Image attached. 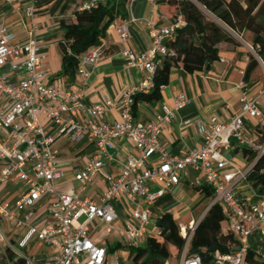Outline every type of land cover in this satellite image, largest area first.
<instances>
[{
  "label": "built area",
  "instance_id": "built-area-1",
  "mask_svg": "<svg viewBox=\"0 0 264 264\" xmlns=\"http://www.w3.org/2000/svg\"><path fill=\"white\" fill-rule=\"evenodd\" d=\"M0 1L10 4L13 0ZM22 1L25 2L24 16L30 24L28 38L16 41L14 33L4 25L0 27V163L3 165L0 183L19 179L27 189L17 199L14 208L10 209L8 203H0V218L14 219L16 212H21V219L16 218V224H27L35 203L42 196L50 195L48 213L51 221L42 228L28 224L19 245L24 246L30 237H36L52 246L54 251L45 258L46 264H105L106 249L91 239L89 224L94 221L102 223L106 233L116 234L129 247L143 245L149 236L150 205L165 190L177 184L181 175H185L186 169L191 167L199 171L205 183L211 186V204L222 206L224 214L229 216V229L239 241L230 252L216 253L212 264H242L244 253L250 247L248 238L257 234L264 240V190L258 193L253 189L258 200L249 205L235 192L237 184L248 182L247 174L256 159L264 154V137L261 138L258 132L247 135L244 129L245 119L259 117V128L264 131V113L258 97L242 90L241 106L236 113L223 120L209 116L206 123H198L202 137L200 147L189 148L181 155H171L160 145L158 136L168 128L174 113L189 103L188 97L183 92L176 93L170 103L161 104V113L146 120L136 119L131 114V106L133 95L150 89L157 67L164 58L173 55L164 41L180 25V16L163 26H156L147 20L152 44L145 51H134L127 46L128 25L137 18L130 14L121 23H115L118 42L127 64L143 71L144 78L139 85L124 91L117 101L103 96L98 103L85 104L81 89H71L61 82H45L40 46L35 36L36 0ZM133 1H127L128 13ZM101 2L103 0H78L77 10H91ZM103 51L100 43L76 56V76L80 86L102 59ZM254 55L264 68V57ZM219 59L226 62L223 57ZM114 108L120 111L119 119L105 121L104 117ZM80 115L86 118H80ZM61 136H66L72 143L87 139L94 144L89 162L74 175L81 189L104 166L105 155L113 146L112 139L128 137L136 153L125 157L118 175L98 201L80 198L56 190V180L62 172L58 168V151L54 143ZM231 141L255 153L246 168L237 167L224 154ZM154 155H157V161L149 163ZM116 199L134 204L133 222L122 226L113 223L117 213L112 201ZM141 200L144 205L140 204ZM83 216L84 219L79 221ZM193 228L194 225H190L181 234L186 242L178 256V264H203L198 255H188ZM6 248L20 256L24 264H34L13 246L0 226V250L9 260Z\"/></svg>",
  "mask_w": 264,
  "mask_h": 264
},
{
  "label": "crops",
  "instance_id": "crops-1",
  "mask_svg": "<svg viewBox=\"0 0 264 264\" xmlns=\"http://www.w3.org/2000/svg\"><path fill=\"white\" fill-rule=\"evenodd\" d=\"M25 2L13 0L10 4L0 1V27L4 25L14 33L16 41H24L28 38L27 28L29 20L24 16ZM78 8V0H36L35 36L40 49L41 69L45 74V82H61L71 89H81L85 104L98 103L103 96H108L117 101L127 89L137 86L144 78L145 73L127 64L122 54V46L118 42L115 23L112 22L105 30L102 38L104 55L95 65L91 75L81 86L78 77L69 83L65 77L59 75L61 70L60 43L63 40L62 21H73ZM171 8L166 0H134L129 15L137 20L128 25L129 37L127 46L134 51H145L151 47L152 39L147 20L156 26L167 25L172 21ZM235 46L220 43L219 56L226 62L215 60L207 70L187 72L181 68H173L169 81L161 88V98L158 101H138L131 114L138 120L152 118L156 113H161L162 103H170L172 97L183 92L189 99V103L177 110L168 128L158 136L160 145L171 155H181L187 149L200 147L202 137L198 130V123H206L209 116H215L217 120H223L228 115L236 113L241 106V92L245 89L248 95L257 96L262 113H264V68L257 60V65L245 77V69L248 63L249 42L241 41ZM248 46V47H247ZM251 47V46H250ZM120 117L118 108H114L104 117L105 121H115ZM80 118H86L80 115ZM91 119L98 121L97 118ZM260 125L259 117H248L244 121V129L247 135L257 133ZM49 128V126H48ZM112 147L105 155V164L92 178L84 189L74 178L81 168L89 162L94 144L87 139L72 143L66 136L58 137L54 146L57 149L58 168L62 176L56 180V190L66 192L80 198H90L98 201L109 183L116 178L125 157L135 154L136 150L128 137L112 139ZM237 167L244 169L249 160L243 156L241 147L235 141H231L228 149L223 151ZM157 161V155L149 160V163ZM3 165L0 163V170ZM205 183L201 173L194 168H187L186 174H182L180 181L164 191L153 204L150 205L149 236H158L159 229L155 225L156 218L164 212L172 214L183 234L190 225H196L211 205L212 196H206L196 188ZM156 188L155 185L152 186ZM26 185L19 179L0 183V203H8L9 208H14L17 199L26 192ZM237 195L243 199L246 205L255 203L258 198L253 192L252 186L241 181L235 187ZM50 195L42 196L32 208V216L27 224H16V218L21 219V212H16V218L1 217L0 226L6 237L14 247L29 257L34 264H46L45 258L53 253L54 248L43 240L30 237L24 244L23 240L28 224L42 228L51 221L48 213V201ZM117 217L113 223L117 226L125 225L132 221L134 204L124 199L112 201ZM144 205V201H140ZM226 230L229 228V216L224 214ZM84 216L79 219L82 221ZM89 235L98 245L105 247V264H135L134 253L126 245L125 241L114 233H106L103 224L94 221L89 224ZM251 249L264 254V240L257 234L248 238ZM0 264H13L7 260L0 250ZM24 264V262L19 263ZM169 264V262H168Z\"/></svg>",
  "mask_w": 264,
  "mask_h": 264
},
{
  "label": "trees",
  "instance_id": "trees-1",
  "mask_svg": "<svg viewBox=\"0 0 264 264\" xmlns=\"http://www.w3.org/2000/svg\"><path fill=\"white\" fill-rule=\"evenodd\" d=\"M128 0H103L96 8L75 12L73 21H62L63 40L60 43L61 70L59 75L69 83L76 76V56L89 47L102 43L106 28L112 22H122L128 16ZM171 8L172 21L180 16L181 23L164 44L173 55L164 58L153 76V86L133 95L131 110L138 101L152 102L161 98V88L169 81L173 68L187 72L207 70L211 63L219 59V44L235 46L234 34L247 39L259 57H264V0H166ZM257 65L252 52L248 53L245 77ZM260 137L264 131L257 129ZM243 156L253 160L255 153L241 147ZM246 180L260 193L264 190V154L256 159ZM206 196H212L211 186L206 183L196 188ZM225 218L219 203H213L193 228L188 242V255H198L203 264H212L216 253L230 252L238 244L231 229L223 230L221 222ZM158 236H147L143 245L130 247L135 264H168L170 256L179 254L185 245V238L169 212H164L155 220ZM5 254L13 264L23 260L9 248ZM242 264H264V254L250 247L243 256Z\"/></svg>",
  "mask_w": 264,
  "mask_h": 264
},
{
  "label": "rangeland",
  "instance_id": "rangeland-1",
  "mask_svg": "<svg viewBox=\"0 0 264 264\" xmlns=\"http://www.w3.org/2000/svg\"><path fill=\"white\" fill-rule=\"evenodd\" d=\"M234 37L236 38V40L238 42H241V41H247V42H249L247 39H244L243 38L244 36L241 37L239 35L234 34ZM249 45H250V43H249ZM250 46L249 47L247 46V47L254 54L255 52H254L253 48H251L252 46L251 47ZM222 226H223V228L225 227V221H222ZM168 262H169V264H178V256H176V255L170 256L169 259H168Z\"/></svg>",
  "mask_w": 264,
  "mask_h": 264
}]
</instances>
